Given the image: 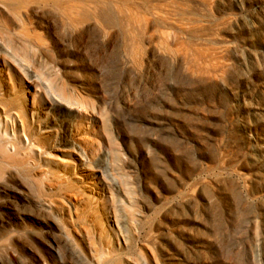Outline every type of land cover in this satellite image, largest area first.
I'll use <instances>...</instances> for the list:
<instances>
[{
	"label": "rangeland",
	"instance_id": "1",
	"mask_svg": "<svg viewBox=\"0 0 264 264\" xmlns=\"http://www.w3.org/2000/svg\"><path fill=\"white\" fill-rule=\"evenodd\" d=\"M20 3L42 47L36 74L53 71L60 88L103 110L83 123L97 130L94 163L122 230L137 220L128 248L100 264H153L151 254L161 264H264V0ZM0 190V240L29 239L1 251L0 264L47 258L43 238L69 264H89L25 202L32 195Z\"/></svg>",
	"mask_w": 264,
	"mask_h": 264
},
{
	"label": "bare ground",
	"instance_id": "2",
	"mask_svg": "<svg viewBox=\"0 0 264 264\" xmlns=\"http://www.w3.org/2000/svg\"><path fill=\"white\" fill-rule=\"evenodd\" d=\"M19 3L0 0V188L18 191L25 198L32 195L25 202L57 230L65 249L74 246L89 264H100L106 254L128 248L137 225L132 216L122 230L112 185L94 163L97 130L83 123L102 118L103 110L85 102L75 89L60 88L56 79H50L53 71L46 70V79L36 74V68L45 67L42 47L31 35L29 18L17 11ZM62 110L77 116L72 118ZM107 134L112 144L113 133ZM112 156L117 159L115 152ZM9 181L13 184L8 185ZM34 184L36 193H32ZM80 204L84 206L79 210ZM23 234L16 239L21 248L29 246ZM43 239L48 257L35 254L31 264H69L62 247ZM16 240L10 236L0 240V255L16 247ZM151 258L153 264H161L152 254ZM143 262L133 257L124 260V264H152Z\"/></svg>",
	"mask_w": 264,
	"mask_h": 264
}]
</instances>
